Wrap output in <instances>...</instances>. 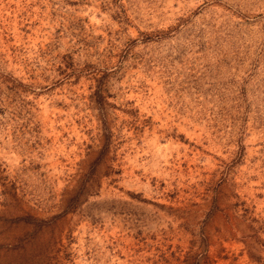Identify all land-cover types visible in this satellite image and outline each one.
Listing matches in <instances>:
<instances>
[{"label": "rangeland", "instance_id": "1", "mask_svg": "<svg viewBox=\"0 0 264 264\" xmlns=\"http://www.w3.org/2000/svg\"><path fill=\"white\" fill-rule=\"evenodd\" d=\"M0 264H264V0H0Z\"/></svg>", "mask_w": 264, "mask_h": 264}]
</instances>
